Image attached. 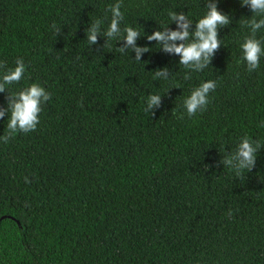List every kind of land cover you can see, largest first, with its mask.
<instances>
[{
  "label": "trees",
  "instance_id": "16d2710c",
  "mask_svg": "<svg viewBox=\"0 0 264 264\" xmlns=\"http://www.w3.org/2000/svg\"><path fill=\"white\" fill-rule=\"evenodd\" d=\"M116 2L0 0V61L26 65L7 92L36 83L51 93L36 131L0 140V264H264V57L253 72L240 62L241 21L254 13L212 0L232 22L212 64L185 80L180 57L146 36L177 30L170 11L194 31L208 0H123L121 30L151 48L141 62L118 39L86 41L95 20L107 30ZM164 68L168 79H153ZM213 80L206 110L189 118L184 98ZM153 94L163 97L154 115ZM245 136L262 150L237 177L219 162Z\"/></svg>",
  "mask_w": 264,
  "mask_h": 264
},
{
  "label": "clouds",
  "instance_id": "9594fccd",
  "mask_svg": "<svg viewBox=\"0 0 264 264\" xmlns=\"http://www.w3.org/2000/svg\"><path fill=\"white\" fill-rule=\"evenodd\" d=\"M123 0H117L115 4L108 6L111 13V22L106 31L101 35L102 20H95L90 27L86 29V41L89 45H96L98 38H105L106 48L110 41L119 40L123 42V46L117 48L120 53H126L131 49L135 53V60L141 62L144 53L151 51L149 47H138L137 40L141 37L139 31L131 26L121 30L120 24L124 19L121 11ZM242 7H249L254 13L251 19H242V26L250 30V34L245 36L244 42L240 45L242 55L241 63H245L247 70L253 72L259 69L261 57H264V38L258 39L257 33L264 29V0H241ZM207 12L203 18L195 23V30H192L193 23L188 15L178 14L175 11L168 13L171 24L177 25V30H171L168 27L162 31H155L151 35H147L148 42H156L160 51L166 54L176 55L180 57V65L189 70L186 72L184 79L190 80V72H201L212 64V60L216 52L221 48L219 39V29L229 25L232 21L230 17L218 10V4L208 0L206 3ZM55 28V25H53ZM60 30L57 29V34ZM14 69H6L5 62L0 61V93L7 92V87L12 84H18L23 78L26 65L22 59L15 61ZM169 77L167 68L156 70L153 79H165ZM216 81L203 82L199 87L192 90L191 94L184 98L183 108L186 115L191 118L197 112L206 110L209 103L208 96L216 90ZM8 93V92H7ZM162 98L158 94L150 95L147 99L146 112L161 107ZM51 99V93L47 92L39 84L33 83L21 91L13 94L8 93V107L0 108V120L6 114L10 115L7 121L6 132L0 136V140L4 143L14 137L18 132L29 133L36 131L40 123L39 116L42 112V105ZM183 119V116L180 117ZM264 127V121L260 124ZM262 150L259 141H253L245 136L241 139L236 150L230 154L223 156L219 162L224 167L232 170L237 177L242 176L245 170L251 172L256 167L257 155ZM25 182H29L25 178Z\"/></svg>",
  "mask_w": 264,
  "mask_h": 264
},
{
  "label": "water",
  "instance_id": "95a60500",
  "mask_svg": "<svg viewBox=\"0 0 264 264\" xmlns=\"http://www.w3.org/2000/svg\"><path fill=\"white\" fill-rule=\"evenodd\" d=\"M6 217H3L1 220H0V226H1V221L3 220V219H5Z\"/></svg>",
  "mask_w": 264,
  "mask_h": 264
}]
</instances>
